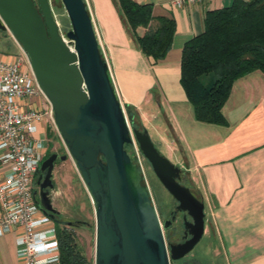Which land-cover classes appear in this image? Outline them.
I'll use <instances>...</instances> for the list:
<instances>
[{
	"label": "water",
	"instance_id": "1",
	"mask_svg": "<svg viewBox=\"0 0 264 264\" xmlns=\"http://www.w3.org/2000/svg\"><path fill=\"white\" fill-rule=\"evenodd\" d=\"M61 2L71 25L65 34L71 45L59 33L49 0H0V31H9L25 51L94 205V264H171L201 239L204 202L180 182L181 169L158 151L147 129L130 125L86 1ZM133 140L177 202L174 211L190 218L184 220L189 237L183 242L165 240L164 229L175 217L160 221L143 176L124 148ZM56 157L52 153L39 166V171L46 170L47 179ZM39 204L43 210L55 211L47 191Z\"/></svg>",
	"mask_w": 264,
	"mask_h": 264
},
{
	"label": "crops",
	"instance_id": "2",
	"mask_svg": "<svg viewBox=\"0 0 264 264\" xmlns=\"http://www.w3.org/2000/svg\"><path fill=\"white\" fill-rule=\"evenodd\" d=\"M133 1L150 5L154 16L175 20L171 47L155 64L135 47L113 0H86L121 103L144 128L161 129L177 150L192 192L204 202L203 235L214 242L215 264H264V74L255 70L234 81L222 107L226 125L196 120L179 81L184 43L202 31L208 10L232 0L179 8L171 0ZM0 47V60L24 63L14 39L0 41ZM17 233L0 236V264H24L16 254Z\"/></svg>",
	"mask_w": 264,
	"mask_h": 264
},
{
	"label": "trees",
	"instance_id": "3",
	"mask_svg": "<svg viewBox=\"0 0 264 264\" xmlns=\"http://www.w3.org/2000/svg\"><path fill=\"white\" fill-rule=\"evenodd\" d=\"M113 2L135 47L151 64L163 59L171 47L174 18L154 16L150 5L133 0ZM139 27L146 29L143 34L137 32ZM255 70L264 74V0H232L208 10L202 31L184 43L180 59L179 81L195 119L226 125L222 107L234 81ZM125 109L130 125L142 129L136 113L129 106ZM71 227L56 225L60 264H94Z\"/></svg>",
	"mask_w": 264,
	"mask_h": 264
},
{
	"label": "built area",
	"instance_id": "4",
	"mask_svg": "<svg viewBox=\"0 0 264 264\" xmlns=\"http://www.w3.org/2000/svg\"><path fill=\"white\" fill-rule=\"evenodd\" d=\"M205 1L171 0V5L179 8ZM65 41L70 42L67 38ZM20 49L24 63L21 59L0 60V236L18 231L16 254L24 264H60L55 222L32 196L44 157V141L36 135L37 123L53 119V111L25 51ZM109 76L120 100L110 71Z\"/></svg>",
	"mask_w": 264,
	"mask_h": 264
},
{
	"label": "rangeland",
	"instance_id": "5",
	"mask_svg": "<svg viewBox=\"0 0 264 264\" xmlns=\"http://www.w3.org/2000/svg\"><path fill=\"white\" fill-rule=\"evenodd\" d=\"M52 14L59 28L62 37L71 25L61 0H49ZM14 39L7 30L0 31V41H6L8 38ZM14 41H16L14 39ZM71 45L72 43L69 42ZM19 45V44H18ZM20 46V45H19ZM1 48V47H0ZM125 115L127 111L123 105ZM46 119V118H44ZM129 121V118L127 116ZM38 132L36 135L42 136L44 141V157L56 153L58 155L66 154L64 160L57 159L53 164L51 173L52 188L50 189V199L52 206L59 212V219L56 225H63V221H70L72 231L75 233L77 242L82 247L85 256L94 263L95 255V214L94 205L90 199L87 189L85 188L77 167L67 153L66 147L56 128L54 120L47 118L43 122H38ZM156 126V125H155ZM149 136L158 149V151L168 158L174 165L181 169L180 182L195 191L192 181L187 179V172L183 169L179 160L177 150H172L167 144L168 141L163 138L161 129L149 126L147 128ZM127 153L143 176V182L147 186L152 202L156 208L158 217L161 222L168 218L170 210L173 209L175 200L170 193L163 187L156 175L154 174L149 162L142 156L137 143L133 140L132 144L126 148ZM43 157V159H44ZM207 209L205 208V211ZM179 223L176 220L167 230L166 236L174 240L179 239ZM214 243V242H213ZM212 238L206 234L202 235L198 243L185 256L174 260L172 264H215L212 259ZM211 245V246H210Z\"/></svg>",
	"mask_w": 264,
	"mask_h": 264
},
{
	"label": "flooded vegetation",
	"instance_id": "6",
	"mask_svg": "<svg viewBox=\"0 0 264 264\" xmlns=\"http://www.w3.org/2000/svg\"><path fill=\"white\" fill-rule=\"evenodd\" d=\"M48 156L44 157V159H46ZM59 156L60 155L57 154V157H56L55 161L59 158ZM45 174H46V170H44L43 172H41V171L38 170V172L36 174V177L34 179V185H33V189H32V196H33L34 200H36L37 202H39V200L41 199L43 193L45 191H47V196L49 198V203L51 204V199H50V189L52 188V183L50 185L51 176H50L49 179H47V178H45ZM181 179L182 178L180 177V180ZM176 205H177V202L175 201L174 207H173L172 210H170L167 219H169L171 216H174L175 217L174 220H172V222L170 223L169 227L176 220L180 224L179 225V231H178L179 239L174 240L171 237L166 236V232H167V230L169 228L168 227V228L164 229V236H165V240H166L167 243H169V242L180 243V242H183L184 240H186L189 237V235L187 234L186 229L184 228V220L190 221V218L184 212H181V211L175 212L174 209H175ZM51 206H52V204H51ZM52 208L55 211L51 212L49 210H44L45 213H47L48 215H50L52 217V219L54 220L55 223H57L59 221L60 224H61L62 221L59 219V212L53 206H52ZM164 220H166V219H164ZM65 222H70V221H63V223H65ZM64 225L71 226L73 224H66L65 223Z\"/></svg>",
	"mask_w": 264,
	"mask_h": 264
}]
</instances>
